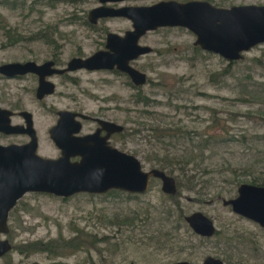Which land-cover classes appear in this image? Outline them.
<instances>
[{
    "label": "rangeland",
    "instance_id": "rangeland-1",
    "mask_svg": "<svg viewBox=\"0 0 264 264\" xmlns=\"http://www.w3.org/2000/svg\"><path fill=\"white\" fill-rule=\"evenodd\" d=\"M162 1L171 0H129L118 7L152 6ZM172 1H208L219 8L264 6V0ZM99 5V0H61L55 7L43 3L31 15L28 10L11 9L0 0V66L30 61L42 64L55 55L64 63L75 57H90L104 49L108 33L124 35L133 29L127 19L102 20L95 29L90 28L85 23L88 14ZM47 27V36L53 37L55 44L26 39L12 45L8 38L9 29L30 38ZM196 40L185 28H163L143 36L140 45L151 47L153 52L133 62V67L148 78L141 87L122 74L78 71L70 73L76 83L55 77L56 93L38 101L33 77L13 80L0 75V106L34 115L40 155L46 158L60 155L49 133L57 122V113L76 107L124 126V133L112 145L137 157L145 171L158 168L155 153L169 152L184 158L190 162L188 176L195 180L192 190L187 181H182L179 201L184 217L202 212L215 222L219 233L203 238L190 229L188 236L181 231V244L172 245L162 239L149 245L148 237L155 229L151 228V218L156 212L155 217L163 214L173 203L165 198L159 180H154L144 195L110 191L62 199L30 193L10 214V233L1 238L8 239L13 250L0 258V264H201L207 257L224 264H264V229L223 205L224 200L238 195L241 184L264 182V44L233 64L202 51L195 46ZM144 97L150 101L148 104ZM158 128L161 131L154 130ZM93 129L89 124L85 132ZM26 141L20 136L0 137L3 145ZM182 165L175 166V179L182 174ZM135 217L142 222H124L137 220ZM145 219L149 220L144 226ZM167 225L164 227L169 230L174 222ZM76 231L96 235V247L87 246L57 258L17 249L60 237L69 240L77 235Z\"/></svg>",
    "mask_w": 264,
    "mask_h": 264
},
{
    "label": "water",
    "instance_id": "water-1",
    "mask_svg": "<svg viewBox=\"0 0 264 264\" xmlns=\"http://www.w3.org/2000/svg\"><path fill=\"white\" fill-rule=\"evenodd\" d=\"M123 1L100 0V3ZM103 18H127L132 22L133 29L123 36L109 33L105 49L87 58H73L65 69L55 68L53 62L39 65L30 61L1 65L0 75L7 79L37 75L40 78L38 98L42 99L55 92V84L47 81V77L78 70H118L127 74L136 87L144 86L148 81L147 75L133 67L131 62L152 53L153 49L140 45V40L147 33L161 28L188 29L197 38L195 46L229 63L241 61L245 53L264 44V6L258 5L219 8L207 1L182 3L171 0L152 6L119 9L100 6L89 13L91 23ZM20 115L26 119V127L12 125L13 112L0 107L1 133L27 134L31 137L30 143L25 145H0V258L13 250L10 241L1 237L10 233V214L27 194L38 193L68 199L78 194L103 195L116 190L144 195L150 190L151 181L157 179L161 181L165 195H177L174 177L157 168L145 171L137 157L110 144L111 136L124 132V126L97 119L100 128L94 134L81 137L77 136L81 132V124L76 122V114L60 112L57 125L49 133L62 155L50 159L38 154L33 115L26 111ZM104 131L107 134L102 136ZM75 158L79 160L73 161ZM223 205L232 207L234 213L264 229V186L241 184L238 196L224 200ZM185 222L196 235L203 238H212L218 231L215 222L202 212L186 216ZM168 264L195 263L178 261ZM201 264L224 262L207 257Z\"/></svg>",
    "mask_w": 264,
    "mask_h": 264
},
{
    "label": "trees",
    "instance_id": "trees-1",
    "mask_svg": "<svg viewBox=\"0 0 264 264\" xmlns=\"http://www.w3.org/2000/svg\"><path fill=\"white\" fill-rule=\"evenodd\" d=\"M28 1L30 0H3V4L6 6H10L11 9H23V10H28V13L31 15L35 12L37 7L39 5H42L43 3L46 6L49 7H55L56 3L61 0H31L32 2L29 4V6H26L28 4ZM63 2H68V3H78V2H83V0H62ZM18 2H21L20 5H17ZM87 24V21L85 22ZM91 28V27H90ZM49 31V27L45 29V31H40L33 36L25 37L22 34H19L17 32L12 33L11 29L8 30V38L9 41L12 45H17L21 42H23L26 39H30L31 41H44L47 44H55V39L53 40V37L47 36V33ZM243 60V59H242ZM234 62L233 64H237L242 62ZM139 99V97H137ZM144 102L148 104L150 101L144 97ZM156 131H161L160 128L154 129ZM154 135H152L153 138ZM158 139L161 138V136L156 135ZM174 138V136H171ZM164 138H167L166 135H164ZM155 160H156V165L158 166L157 169L161 171H165L168 175L174 176L177 168L175 167L178 164H181L183 162L182 167L180 168V171L182 174L177 175L176 180H177V187H178V193L175 196H168L166 195L165 198L173 201L172 206L168 207V209H164L163 214L158 213V215L155 217L157 212L153 215L151 220L154 221V223H151V228L155 229L152 230L154 232L152 235L148 237L149 245H153V243L157 242L158 240L165 239L164 242H169L172 245L173 244H181L184 242V239L180 238V233L181 231H184V234L186 236L191 235L190 233V228L185 222V217L183 214V209H182V204L179 201V198L181 197V193L183 190L182 186V181H187L189 183V190H192L194 188V177L188 176V170L186 169L188 164H190L189 161H186L184 158L178 157V156H173L169 152L165 153L163 155H159L155 153ZM253 185H257L258 183L255 181L252 183ZM264 186L263 184H259ZM187 188V187H186ZM111 193H117V191H114ZM165 195V194H164ZM137 218V217H135ZM173 218L174 221L172 220ZM147 222L144 224V226L148 223L149 219H145ZM137 221L142 222V220L138 217L137 220L134 221H129L128 219L125 220L124 222L127 223V225H135ZM168 222H174V226L166 230L164 226H168ZM157 224V226H156ZM77 235L69 240H64L62 237H60L58 240H54L49 243H43L42 241H39L37 243L31 244L26 247V249L19 248L17 249L21 252L24 253V250L27 252L25 253H47L48 255L57 258V257H63L65 254H75L78 251H83L87 246H93L96 247L98 244V239L96 235H86L82 231H76ZM163 242V241H162ZM61 264V263H60Z\"/></svg>",
    "mask_w": 264,
    "mask_h": 264
},
{
    "label": "flooded vegetation",
    "instance_id": "flooded-vegetation-1",
    "mask_svg": "<svg viewBox=\"0 0 264 264\" xmlns=\"http://www.w3.org/2000/svg\"><path fill=\"white\" fill-rule=\"evenodd\" d=\"M127 1H129V0H125V1H123V2H118V3H107V4H101L100 3V0H99V3H100V5L98 6V7H100V6H106V7H111V8H115V9H119V8H123V7H142V6H120V7H118V5L119 4H122V3H125V2H127ZM188 2H190V1H188ZM208 2V1H207ZM183 3H185V2H183ZM210 3V2H209ZM155 5V4H154ZM97 8V7H96ZM95 9V8H94ZM93 10V9H92ZM91 10V11H92ZM90 13V12H89ZM109 19H127V18H103V19H99L98 21H97V23H91L90 22V20H89V14H88V17H87V25L89 26V27H91V28H94L95 29V26L100 22V21H102V20H109ZM127 20H129V19H127ZM161 29H163V28H161ZM130 31V30H129ZM127 32V31H126ZM125 32V33H126ZM109 34V33H108ZM107 34V35H108ZM117 34V33H116ZM120 35V34H119ZM123 36V35H122ZM106 39H107V36H106ZM142 39V38H141ZM105 46H106V44L104 45V49H105ZM103 50V49H102ZM100 51V50H99ZM153 52V51H152ZM143 57V56H142ZM142 57H140V58H142ZM76 58V57H75ZM79 58H85V57H79ZM87 58V57H86ZM139 58V59H140ZM138 59V60H139ZM72 60V59H71ZM47 62H53L54 64H55V68H57V69H65V68H67V66H68V63H64V62H62L61 61V59L58 57H56V55L53 57V59L52 60H49V61H46V62H44V63H47ZM44 63H42V64H44ZM37 64H39V63H37ZM42 64H39V65H42ZM131 65L133 66V62H131ZM78 71H88V70H78ZM78 71H75V72H78ZM101 71H106V70H101ZM75 72H66V73H64V74H61V75H53V76H50V77H47L46 78V80L47 81H49V82H52V83H54L53 82V80H54V78L55 77H60V78H64V79H66L67 81L69 80V81H72L73 83H76V80H74V78H72V76H71V74L70 73H75ZM90 72H94V71H90ZM107 72H112V73H118V74H122V75H124V76H127V77H129L127 74H125V73H122V72H120V71H118V70H113V71H107ZM29 77H33L34 79H35V81H37V89H36V97H37V99H38V101H43L44 99H47V97H49V96H52L53 94H55L56 93V91H57V86H56V84H55V92L52 94V95H45L42 99H40V98H38V87H39V81H40V78L37 76V75H35V74H27L26 76H19V77H16V78H13V80H25V79H27V78H29ZM129 79H130V77H129ZM131 80V79H130ZM135 86V85H134ZM1 107V106H0ZM1 108H3V107H1ZM3 109H5V108H3ZM8 110V109H7ZM11 111V110H10ZM29 112V111H27V110H22V111H20V112H14V111H12L13 112V116L11 117V122H12V125H15V126H27V124H26V119L25 118H23V117H21V113L22 112ZM64 111H68V112H72V113H74V114H76V117H75V120H76V122H79L80 124H81V132L77 135V136H86V135H90V134H94L99 128H100V125H99V123L96 121L97 119H101V120H105V121H108V122H113V123H116V122H114V121H112V120H109V119H106L105 117H94V116H91V115H89V114H87V113H85L84 112V110L82 109V108H80V107H76V108H74L73 110H64ZM60 112H63V111H59L58 113H57V115H58V119H57V122H56V124L54 125V126H56L57 125V123H58V121H59V119H60V116H59V113ZM29 113H31V112H29ZM32 114V113H31ZM33 115V114H32ZM87 117V118H86ZM16 118H18L19 120H15L14 121V119H16ZM33 122H34V129H35V131H36V133H37V130H36V128H35V121H34V115H33ZM89 124H92L93 125V127H94V129L93 130H91V131H89V132H85L86 131V128H88L89 127ZM116 124H118V123H116ZM120 125V124H119ZM53 126V127H54ZM50 131V130H49ZM124 132H122V133H115V134H113L112 136H111V138H110V144L112 145V142L117 138V137H119L120 135H122ZM107 133L104 131V132H102L101 133V135L102 136H105ZM13 136H15V137H18V136H20V137H23V138H25V139H27L28 141H26V142H23V143H20V144H17V143H12V144H9V145H3V144H0L1 146H11V145H25V144H28V143H30V141H31V137L29 136V135H27V134H22V135H6V134H4V133H1L0 132V137L1 138H5V137H13ZM37 137H38V133H37ZM55 144V143H54ZM113 146V145H112ZM57 147V146H56ZM114 147V146H113ZM58 148V147H57ZM39 149H40V143H39V137H38V154L40 155V151H39ZM59 149V148H58ZM59 152H60V155H59V157H61V150L59 149ZM43 157V156H42ZM58 157V158H59ZM46 158V157H45ZM50 159H57V158H50ZM73 161H77V160H79V158H75V159H72ZM154 180H157V179H154ZM154 180H152L151 181V183L154 181ZM160 181V180H159ZM253 185V184H252ZM257 186H263V185H257ZM238 196V195H237ZM236 196V197H237ZM235 197V198H236ZM230 207V206H229ZM231 209H232V207H230ZM238 215V214H237ZM238 216H240V215H238ZM240 217H243V216H240ZM243 218H245V217H243ZM246 219V218H245ZM257 224V223H256ZM260 226V225H259ZM261 227V226H260ZM262 228V227H261ZM219 233V231H217V233L216 234H218ZM7 255V254H6ZM5 255V256H6ZM5 256H3V257H5ZM3 257H1V258H3Z\"/></svg>",
    "mask_w": 264,
    "mask_h": 264
}]
</instances>
